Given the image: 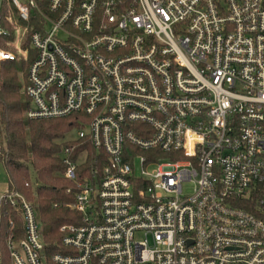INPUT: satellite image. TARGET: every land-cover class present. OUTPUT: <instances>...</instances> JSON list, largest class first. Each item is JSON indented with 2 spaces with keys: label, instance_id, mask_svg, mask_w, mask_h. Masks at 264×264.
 <instances>
[{
  "label": "built area",
  "instance_id": "built-area-1",
  "mask_svg": "<svg viewBox=\"0 0 264 264\" xmlns=\"http://www.w3.org/2000/svg\"><path fill=\"white\" fill-rule=\"evenodd\" d=\"M6 23L28 118L74 116L101 166L63 151L81 224L53 264H264V0H0ZM4 201L8 264H48L33 203Z\"/></svg>",
  "mask_w": 264,
  "mask_h": 264
},
{
  "label": "trees",
  "instance_id": "trees-1",
  "mask_svg": "<svg viewBox=\"0 0 264 264\" xmlns=\"http://www.w3.org/2000/svg\"><path fill=\"white\" fill-rule=\"evenodd\" d=\"M2 9L6 13L7 5ZM5 27L9 35L0 38V46L13 51L5 42L14 40V31L7 23ZM22 47L26 48L27 44L23 43ZM33 58L34 53L30 52L27 60L0 62V163L7 174V192H18L32 202L39 221L48 228L44 233L45 253L48 264H53L51 257L63 252L61 228L81 224V214L73 209L74 199L67 194L72 183L64 177L63 151L70 148L77 154L86 150L90 158L89 172L95 168L100 170L101 166L94 162L97 154L90 141L65 139L78 126L74 116L28 118L30 100L25 85ZM24 238L25 223L19 205L2 202L0 246L5 264H8L5 242Z\"/></svg>",
  "mask_w": 264,
  "mask_h": 264
},
{
  "label": "rangeland",
  "instance_id": "rangeland-1",
  "mask_svg": "<svg viewBox=\"0 0 264 264\" xmlns=\"http://www.w3.org/2000/svg\"><path fill=\"white\" fill-rule=\"evenodd\" d=\"M62 36V35H60ZM87 129V128H85ZM77 138V132L75 130L71 131L69 134L66 135L65 139H74ZM32 181L34 182V174L32 173ZM185 190H188V186H185ZM7 191V174L6 170L3 167V165L0 163V204L2 200L3 194ZM39 228L40 231L46 232L48 228L42 224L41 222L39 223Z\"/></svg>",
  "mask_w": 264,
  "mask_h": 264
}]
</instances>
